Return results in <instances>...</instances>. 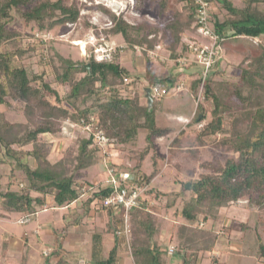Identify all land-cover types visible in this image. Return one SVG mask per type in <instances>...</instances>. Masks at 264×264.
I'll return each instance as SVG.
<instances>
[{
  "label": "trees",
  "instance_id": "trees-1",
  "mask_svg": "<svg viewBox=\"0 0 264 264\" xmlns=\"http://www.w3.org/2000/svg\"><path fill=\"white\" fill-rule=\"evenodd\" d=\"M207 1L209 4L212 2ZM187 2L192 21L196 4L193 0ZM221 2L230 16L223 20L214 19V31L218 37L232 41L246 36L264 39V7L260 9L255 6L264 4V0H245L244 8L234 7L228 0ZM13 11L25 22H35L39 30L75 23L81 15L74 0H0V104L22 102V105L19 104L22 113L30 123L26 126V123L21 121H11L6 117L5 111H0V165L6 160H12L24 176L23 183H20L17 189H2L0 173V214L16 213L32 217L39 210L48 208H67V211H72L71 205L74 203L75 207L81 208L82 211L77 218L62 226L63 231L70 224L80 223L81 218L94 209L96 213L109 217L108 224L113 234L111 248L104 257L96 259L94 264H118V254L126 250L124 240L122 241L125 237L116 234L122 225L123 207L103 203L104 198L114 190V185L109 181L101 184L77 181L75 178L77 171L86 169L96 161L94 150L98 147L94 143L92 133L89 132L88 137L78 140L77 154L70 161L65 158L50 161L46 147L38 141L45 133L61 130L58 124L60 117L82 126L91 123L95 129L102 130L109 142L120 144H129L137 137L138 130L143 129L145 147L140 152L138 163L132 172H128L131 177L122 181V187L129 191L146 187L138 198V205L128 211L130 235L132 233L133 238L130 243L126 242L128 239H125V242L130 244L134 264H199L200 252L213 250L218 242L217 235L203 239L194 227L182 225L178 234H175V239L179 241L178 247L170 245L175 250L172 255H168V245L151 239L155 233V221L143 194L150 195L154 192L153 187L148 186L156 172L153 170L146 174L140 166L144 155L151 152L156 140L170 131L168 127L159 126L156 122L154 95L151 93L153 100L148 108L146 98L144 97L145 102H142L136 89L131 88L125 94L120 93L119 87L127 88L124 82L131 76L128 69L116 59L115 48L109 61H96L92 51L86 61H72L59 56L62 71L53 72L56 81L65 85L66 93L60 97L57 89L51 87L45 77L48 71H45L43 66L49 64L51 58L39 59L40 69L29 73L26 66L18 61L24 51L19 48L9 49V44L20 38V32L10 28L14 19ZM110 17L113 24L106 32L120 34L127 43L142 42V39L136 38L138 26L130 25L123 17H117L111 12ZM189 23L182 24L174 19L165 25V30L170 31L174 38V44L179 42L182 31L189 27ZM196 26L197 22L193 23V27ZM171 53L175 55L173 48ZM179 55H182V49ZM16 60L19 63H16ZM87 63L89 68L85 67ZM218 63L216 60L214 65L217 66ZM247 64L242 67L240 74V83L248 89L246 94L242 93L239 83L225 84L232 87L231 90H225L227 95L233 93L237 97L234 104L223 100V97L213 90L210 77L205 79L204 94L206 99L212 100V118L195 132L196 144L204 145L206 137L214 138L220 135L217 146L237 156L226 159L223 164H215L211 171L201 174L197 180L190 181L189 198L183 199V196L179 195L182 197L179 213L187 221H196L199 214H203L205 220L213 218V213L219 207L239 199H247L248 205L257 212L264 213V49ZM77 73L83 74L77 77ZM147 78L150 88L155 83L169 84L175 81L172 76L158 77L152 73H149ZM198 83V80L193 81L191 90L196 92ZM50 97L53 99L50 100ZM88 99L91 101L86 104ZM78 103L82 105L79 106ZM196 109L194 120L203 121L205 115L202 109ZM224 111L229 112L227 120L223 118ZM200 115L202 117H199ZM180 139L181 132L169 146L177 147ZM28 144L32 145L31 149L26 147ZM107 164L113 168L109 162ZM114 172L117 176L120 173L115 169ZM185 183H182L181 189H186ZM48 198L51 202H48ZM173 203L172 201L171 204ZM190 228L195 232H189L192 230ZM240 228L253 240L247 252H244H249L264 262V241L260 233L253 231L246 223H240ZM61 250L62 248L57 247L49 252L42 264H73L69 255L62 254Z\"/></svg>",
  "mask_w": 264,
  "mask_h": 264
},
{
  "label": "rangeland",
  "instance_id": "rangeland-1",
  "mask_svg": "<svg viewBox=\"0 0 264 264\" xmlns=\"http://www.w3.org/2000/svg\"><path fill=\"white\" fill-rule=\"evenodd\" d=\"M74 1L80 8L81 15L79 20L75 23L56 25L51 29L39 30L35 22H25L23 18L13 11L14 19L10 24V28L17 29L20 32V38L18 37L15 43L9 44V49L15 50L19 48L24 51L18 61L26 66L29 73L37 72L40 69L39 59L51 58V62L43 66L44 70L48 71L45 77H47L51 87L57 89L60 97L65 95L66 89L65 85L56 81L54 76V72L62 71L59 56L69 58L72 61H86L92 54L91 49H93V46L91 44L84 45V40L91 34H94L97 39L99 38V41L101 37H104V40L109 45H113L116 48L114 52L116 59L120 65L128 68L131 77L124 82L127 88L119 87L121 94H125L133 88L140 93L141 101L145 102L144 88L148 87L147 77L149 73L158 77L172 76L175 80L174 83L176 82L175 85L181 88L174 89L175 93H169L168 87V93L158 97L155 96L154 111L157 124L162 127L178 129L181 125L188 123L189 115L192 110H197L196 107L198 111L202 109L205 118L203 121L197 122L192 116V123L182 129L179 141L180 147L169 146L166 138L163 140L159 138L160 140H156L151 152L146 156L144 155L145 158L141 161V170L146 174L151 173L153 170L156 172L155 177L148 186V188L153 187L154 192L150 195L143 194L155 221V233L151 239L168 246L175 245L174 248H177L179 241L175 239V234H178L180 226L187 225L194 227L203 239L204 237L210 239L212 235H217L218 238L213 250L200 252L201 260L199 264H264L263 261L258 260L249 252L245 253L253 240L252 237L249 238L244 234V230L240 228V223H246L253 231L259 232L264 241V213L257 212L255 208L248 205L247 199H239L230 202L226 206L219 207L213 213V218L207 220L203 218V214H199L196 221L190 222L182 218L179 213L182 207V197H179V195L183 196V199L189 198L188 189H181L183 182L197 180L201 174L211 171L215 164H223L226 159L236 158L237 156V154L217 146L220 135L214 138L213 136L206 137V144L204 145L198 146L196 144L195 132L201 128V125L212 118V100L206 99L204 94L205 79L211 78L213 90L221 95L223 100L231 101L232 104L236 103V95L233 93L227 95L228 93L225 92L226 89L231 90L232 87L225 84L239 83L242 93L246 94L248 91L247 87L240 83L241 69L248 65L247 62L251 58L260 55L264 49V39L246 36L232 41L219 37V40L215 43L217 53L204 75L203 66L197 62V48L210 46L213 40L207 35L200 33L198 24L195 28L193 27V23L197 22L196 11H194L192 17L195 20L193 22L190 19L191 10L187 0ZM228 1L237 8H244L246 4L245 0ZM255 6L262 9L264 4L259 3ZM110 12L117 17H123L130 25L138 26V29H136L137 37H135L142 39V42L127 43L120 34L116 36L106 32V29L113 24ZM208 15V27L214 33V19L223 20L230 16L228 10L222 6L221 0H212L211 4H209ZM174 19L181 21L182 24L190 22L189 27L182 31L180 40L176 44H174V38L170 31L165 30V25ZM134 33L135 31H133ZM171 48L174 49L175 55L171 53ZM181 49L182 55H179ZM181 57L182 63L178 61ZM216 60L219 62L217 66L214 65ZM18 61L16 60L15 62L19 63ZM181 67L182 71H180ZM82 74L77 73V77ZM195 80L199 81L196 92L190 88ZM182 83H185V85L181 86L180 84ZM187 88L188 91L186 90ZM221 90L222 92H220ZM179 91H181L180 94ZM181 94L182 108H180L181 105L179 104L180 107L177 109L175 105H172L176 101L178 102ZM169 95H178V98L175 101V98ZM49 99L52 100L53 98L50 97ZM90 99L86 101V104L90 103ZM170 100L172 105H169ZM19 104L22 105V102L0 104V111H5L6 117L11 121H21V123H26V126H28L30 123L24 117ZM78 105L82 104L78 103ZM179 113L182 116H179ZM228 113V111L223 112L224 120H227ZM199 117H202V115ZM58 121L61 130L56 133L43 134L38 142L43 143L46 147L47 158L50 161H57L62 158L70 161L77 154L78 140L88 137L89 131L82 125L69 121L64 117H60ZM226 123L227 121L225 126ZM138 131L137 137L129 144L111 141L103 148H96L94 150L96 155L95 163L86 169L77 171L75 174L77 181L107 183L109 177L108 169L111 168V166H108V162L118 172L131 173L133 167L138 163L140 152L145 147L143 132L145 130L139 129ZM26 147L31 149L32 145L28 144ZM168 147L173 148L172 151ZM0 173L2 175V189L9 187L14 190L17 189V186H20V183H23L24 176L16 168L15 162L12 160H6L0 165ZM47 200L51 202L50 198ZM172 201L174 202L173 204H171ZM72 210L76 211V213L82 211L81 208L77 209L75 205H73ZM53 212H59V210H53V208L39 210L26 223H19V220L25 217L24 215L9 213L6 216L7 218L10 217V222H7L1 220V216H4V214H0V264H42L47 258L48 252H52L55 249L54 239L62 226L60 224L57 226V223H54L55 226L52 227L50 221L54 220V217L52 218ZM0 213H2L1 207ZM101 215V213H98L93 222L87 219L85 227L87 230H95V232L103 228L104 233L111 240L113 234L110 232L107 218L104 221ZM70 218L72 219V216ZM114 222L115 220L112 223ZM47 223L49 225H46ZM37 226H41L43 228L42 231L50 226L53 232L42 234V241L38 240L39 237L35 233ZM190 229L193 231L189 230V232H195L193 228ZM2 230L11 234L9 243L4 241L2 234L4 232ZM25 230H30V235H27L31 239L22 240L20 235ZM186 231L187 229H185ZM61 237L66 239L65 244L68 240L73 241L72 234L71 236L64 234ZM132 238L131 233L129 242H126L130 243ZM123 240L126 250L119 256L118 260L120 263L118 262V264H134L130 244L125 242V238ZM81 245L75 250L76 248L71 243L66 247L69 250L63 248L62 251L64 254H68L71 251L81 252L79 254L82 258L79 259L78 264H85L86 261L82 256V252L85 258L91 259L90 253H92V250L87 242ZM168 246V255H172L173 252L169 253ZM172 259L174 260L175 257ZM173 260L170 261L173 262Z\"/></svg>",
  "mask_w": 264,
  "mask_h": 264
},
{
  "label": "built area",
  "instance_id": "built-area-1",
  "mask_svg": "<svg viewBox=\"0 0 264 264\" xmlns=\"http://www.w3.org/2000/svg\"><path fill=\"white\" fill-rule=\"evenodd\" d=\"M193 2L196 4V20L199 27L198 30L200 31V33L204 34L205 36L207 35L208 37H210V39L213 40V43L210 46L197 48V62L203 66L205 75L206 71L211 65V62L213 61V58L217 53V47H215V43L219 39V37L208 27L209 2L207 0H193ZM98 39L94 34H91L84 40V45L91 44L93 46V49H91V51L93 52V57L96 61L111 60L112 53L115 47L111 44L109 45L104 40V37H101L100 41ZM178 61L182 63V57L179 58ZM180 71H182V67L180 68ZM180 85L182 86L183 83ZM179 88L181 87H175L176 90ZM151 93L152 95H154V97H158L168 93V89L165 84L155 83L151 87ZM83 127L90 133H92L94 143L98 148H103L106 144L109 143V138L102 132V130L95 129L91 123L84 124ZM108 172V181L114 185V190L104 198L103 203L104 205L123 207L122 225L119 230L116 231V234L123 235L125 239L129 240L130 222L128 211L131 207L138 205V198L146 187H137L129 191L126 188L122 187V181L125 178H130L131 174L127 172H120L117 176L115 175L113 168H109ZM30 219V216H25L24 218L19 220V223L29 222ZM173 250V246H170L169 253L173 252Z\"/></svg>",
  "mask_w": 264,
  "mask_h": 264
},
{
  "label": "crops",
  "instance_id": "crops-1",
  "mask_svg": "<svg viewBox=\"0 0 264 264\" xmlns=\"http://www.w3.org/2000/svg\"><path fill=\"white\" fill-rule=\"evenodd\" d=\"M116 36H118V35H116ZM125 68H127V67H125ZM128 69V68H127ZM163 77V76H162ZM174 84V85H173ZM176 82L174 83V81L173 82H170L169 84H165V86L168 88L169 87V93H173L174 92V89H175V87H176ZM173 85V86H172ZM183 85H185V83H183ZM176 90V89H175ZM187 91H188V88L186 89ZM182 91V90H181ZM181 91H179V94L181 93ZM186 91V92H187ZM175 93V92H174ZM169 96H172V98H175V101H176V98H178L177 96L178 95H169ZM161 102V101H160ZM172 101L170 100V103H169V105H172V103H171ZM181 105V107H180V105ZM175 105V107L178 109V107H180V108H182V94H181V96L179 97V100H178V102L176 101L172 106H174ZM194 112H195V109L194 110H192V112H191V114L189 115V118H188V123L187 124H185V125H181L180 127H178V129H176V128H171V127H168L169 129H170V131H169V133L167 134V135H165V136H162V137H160V139L161 140H163V139H167L168 141H167V143L169 144L173 139H174V137L179 133V132H181L182 133V129H184L187 125H190L191 123H192V116H193V114H194ZM179 116H182V114H178ZM178 115H175V116H178ZM155 118H156V116H155ZM156 122H157V119H156ZM160 126V125H159ZM139 132V131H138ZM144 132V135H145V131H143ZM175 132V133H174ZM174 133V134H173ZM173 134V135H172ZM159 139V138H158ZM159 139V140H160ZM177 147H180L179 145H177ZM180 149V148H179ZM180 150H182V149H180ZM73 205H75L74 203L71 205V207L73 208ZM57 210H59V212H53V216H52V218L54 217V220L53 221H50L51 222V224H52V227L53 226H55V224L54 223H57V226L60 224V225H62V226H64L69 220H72L73 218L75 219V218H77V216H79V213L80 212H77L76 213V211H74V210H72V211H67V208H59V209H57ZM88 214H86V216H83V218H81V222L80 223H78V224H70V225H68V227H67V229L66 230H63L62 231V226H61V228H60V232L59 233H57L56 234V237H55V239H54V248H62V250H63V248H66V247H68L69 246V244H71L72 243V246H74L76 249L75 250H77V248H78V246L80 247V244H84V242H87L88 244H90V246H91V250H92V253H90V257H91V259L90 258H85L84 257V253L82 252V256H83V258L85 259V261H86V263L85 264H94L95 263V261H96V259H98L99 257L101 258V257H104V255L107 253V251L111 248V246H112V244H113V242H112V239H113V237H112V239L110 240V238H108V236H107V234L106 233H104V229L103 228H101V230H97V233H95V230L93 231H89V230H87L86 229V227H85V224H86V221H87V219L89 220V221H95L94 219H95V217L98 215V213H96L95 212V210L94 209H91L90 210V212H87ZM85 213L83 212V215H84ZM36 215V214H35ZM100 215V214H99ZM70 216H72V219L70 218ZM2 218H1V220H4V221H7V222H10V217H8L7 218V216L4 214V216L2 215L1 216ZM88 217V218H87ZM101 217L103 218V220L105 221L106 220V218H107V223H109V217H107L106 215H101ZM105 217V218H104ZM47 219H48V217H47ZM0 220V221H1ZM78 220V219H77ZM101 221H102V219H101ZM12 222V221H11ZM61 223H63V224H61ZM46 225H49V223H47ZM109 225V224H108ZM52 227H47L45 230H43L42 231V227L41 226H37V228H35V233H37V235H38V240H41L42 241V238H41V235L43 234V235H45V234H49V233H52L53 232V229H52ZM38 228H40V229H38ZM100 228V227H99ZM4 233H2L3 234V239H4V241H7L6 243H9L8 241H10V238H11V234L10 233H8V232H6L5 230H2ZM27 234H29L30 235V230H25L24 232H23V234L22 235H20L21 237H22V240H26V238H29V239H31L30 238V236L28 237V235ZM64 234H67V235H70L71 236V234H72V236H73V241H71V240H68L67 241V243L65 244L64 242H65V240L66 239H62V235H64ZM27 236V237H26ZM67 245V246H66ZM81 245V246H82ZM67 249V248H66ZM61 250V251H62ZM67 250H69V249H67ZM123 252L124 251H122V252H120L119 254H118V259H119V256H121L122 254H123ZM49 253V252H48ZM79 253H81V252H69L67 255H69V257H70V259H71V261L73 262V264H78V261H79V259L80 258H82L81 256H80V254ZM62 254H63V251H62ZM86 256H87V254H86ZM75 261H77L76 263H75ZM117 262H119L120 263V261L118 260ZM22 264H24V263H22ZM123 264V263H122Z\"/></svg>",
  "mask_w": 264,
  "mask_h": 264
},
{
  "label": "water",
  "instance_id": "water-1",
  "mask_svg": "<svg viewBox=\"0 0 264 264\" xmlns=\"http://www.w3.org/2000/svg\"><path fill=\"white\" fill-rule=\"evenodd\" d=\"M85 67L89 68V64L87 63L85 65ZM144 91H145V97L147 98L148 108H150L151 105H152V100H153L152 95H151V88L150 87H145L144 88ZM184 187L186 189H188L190 187V182H186L185 185H184Z\"/></svg>",
  "mask_w": 264,
  "mask_h": 264
}]
</instances>
